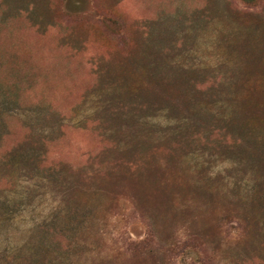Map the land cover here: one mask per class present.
<instances>
[{"label":"rangeland","instance_id":"obj_1","mask_svg":"<svg viewBox=\"0 0 264 264\" xmlns=\"http://www.w3.org/2000/svg\"><path fill=\"white\" fill-rule=\"evenodd\" d=\"M0 264H264V0H0Z\"/></svg>","mask_w":264,"mask_h":264}]
</instances>
